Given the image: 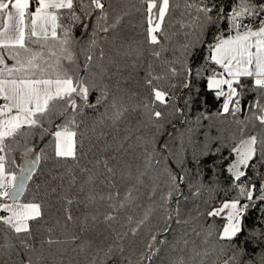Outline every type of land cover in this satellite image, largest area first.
Here are the masks:
<instances>
[{
	"label": "snow or ice",
	"instance_id": "1",
	"mask_svg": "<svg viewBox=\"0 0 264 264\" xmlns=\"http://www.w3.org/2000/svg\"><path fill=\"white\" fill-rule=\"evenodd\" d=\"M174 7H180L174 0H139L131 8L123 0H0V264H80L81 256L87 264H134L122 237L110 239L100 225L110 229L139 206L141 188L157 166L167 183L160 197L166 223L191 228L182 246L172 244L176 255L169 264H254L257 247L258 264H264V0H238L226 15L228 31L216 32L222 10L213 19V3L184 0L182 15L192 16V9L196 15L181 27L194 38L169 59L165 22ZM133 10L143 17L141 39L121 34ZM198 48L208 52L199 67ZM157 62L163 71H156ZM129 68L143 70L148 97L128 86ZM177 78L188 93L197 78L204 81L220 102L215 116L223 126L200 111L194 123L183 121L189 127L171 145L158 149L154 138L134 137L125 125L142 108L159 131L164 112L157 105L183 112L164 87L177 88ZM196 103L184 99L185 107ZM36 139L44 142L38 150ZM21 140L23 160L17 164L12 154ZM132 140L144 141L135 165L125 158L135 155ZM47 148L63 164L53 177L59 182L43 197L22 199L49 157ZM205 171L214 178L209 184ZM189 175L201 179L185 185ZM205 188L227 198L204 199ZM195 199L203 207L196 205L185 219ZM150 213L130 229L133 237ZM167 231L149 233L135 264H154L160 246L169 243Z\"/></svg>",
	"mask_w": 264,
	"mask_h": 264
},
{
	"label": "trees",
	"instance_id": "2",
	"mask_svg": "<svg viewBox=\"0 0 264 264\" xmlns=\"http://www.w3.org/2000/svg\"><path fill=\"white\" fill-rule=\"evenodd\" d=\"M123 2L131 8L133 4L139 7V0H123ZM207 2L213 3L215 5L213 9V19L216 18L215 12L216 9H221V15L225 18L219 20V23L216 25V28H213V32H216V29H223L224 31H228L226 15L230 12L231 7H233L238 0H207ZM174 4H179L180 7H174V10L170 13L169 17L166 18L165 27L169 35V40L167 41L169 52L167 56L169 59H174L176 56H179L180 47L186 41H190L194 38L191 34L192 30L190 28L181 27V22L184 24L194 23V17L196 15L195 9H192V16H188L187 14L182 15L184 12V0H174ZM143 19L140 13H137L133 10L132 15L127 17L124 25L122 26L121 34L127 36L128 38H136L141 39L142 36L140 33L143 31L141 27V20ZM132 25H136L133 27ZM76 36L78 39H81V34L77 31ZM187 34V35H186ZM208 39H211L209 36ZM119 43V40L116 41ZM102 46L106 48V50H110V45H105L103 41H101ZM77 52H79V47L76 48ZM173 50L175 51V55H173ZM208 52L206 48L197 50V56L195 59L196 65L199 67L204 64L205 58L207 57ZM80 59L83 60V56H80ZM179 67V65H177ZM156 71H163L162 66L159 62L156 64ZM128 73H131V77L129 78V87L140 93L141 97L149 96V89H147L144 85L140 77L143 76V70H132L128 69L124 74L127 76ZM209 73H204V75H208ZM138 81H140L138 83ZM176 83L178 86L175 89H168L167 82H164V87L166 90L171 91L174 94L173 103L181 109L183 112H174L171 105L168 108H164L161 105H157V107L164 112L163 118L158 122L159 131L157 130V126L154 125L153 120H150L145 114L144 110L141 108L140 112L133 113L131 118L132 122L130 124L125 125V127H130L132 129V135L141 136L146 140L155 139L154 146L158 149L162 148L163 143H167L171 145L175 138H178L181 133L185 132L189 127V124L194 123L196 116L200 114V111H205L208 115L213 117V123L219 126L220 120L215 116V113L220 108V102L216 101L209 91H207L204 86V81L200 78L192 84V90L190 93L187 92L182 87L181 79L177 78L172 81ZM187 93V94H186ZM197 93L199 95H197ZM183 97V99H181ZM193 97L197 100V103L192 107H185L184 99H189ZM133 103L136 101L133 100ZM91 115V114H90ZM243 119V115L240 117ZM187 119L189 124L183 123V121ZM231 119V118H229ZM205 123H208L205 121ZM123 134V133H122ZM37 150L44 145L43 141L36 139L35 141ZM33 141H29V145H31ZM129 144L132 145V152L135 155H127L125 158L132 164H139L141 162V153L143 152V143L136 142L135 140L129 141ZM49 153V157L46 160H42L39 169L34 175L33 179L29 182V189L25 193V196L22 199H31L34 195L37 198L43 197L47 189L56 183L58 180H54L53 177L58 176L59 173L63 171L62 162L57 161L54 157L51 156V148H47ZM24 153V141L21 140L19 147L13 152V156L15 157L16 163L20 164L23 159ZM30 159V157H28ZM208 167L207 165L205 166ZM176 171H179V168H176ZM201 179L198 177L193 179L191 175L186 177L185 185L196 184L197 181ZM203 182L205 184H209L214 179L212 175L205 171L203 174ZM37 185L39 189H37ZM189 186L185 187V192L189 191ZM220 186L223 188L224 180L223 178L220 180ZM123 187V185H122ZM155 189V195H152V190ZM167 190L166 177L163 174V169L157 166L155 171L149 173V176L146 178L145 185L141 188V193L139 197V206L133 207L127 213H122L118 218V222L114 223L110 229H106L103 225H100L102 231L105 232L106 235L110 237V239L115 238L117 234L122 237L121 243L125 247V255L130 257L134 264L139 259L140 253L145 250V244L149 238V233L160 235L161 233H165L167 227L171 228V231L166 232V239L169 243L162 244L160 246L161 251L154 258V264H169L170 259L176 255L172 251V244L176 241H180L182 246V237L185 232H190L191 228L189 225L184 224H175L171 223L168 225L164 219L166 215L165 208H163L162 201L160 199L161 194H163ZM204 199L214 198L217 203L221 199H226L223 191H217L214 193H209L208 189L205 188L203 192ZM196 205H200L203 207L201 201L199 199L193 200L188 209L185 210L184 216L185 219L188 218V213L194 214V208ZM173 207L169 205V208ZM151 209L150 218L145 222V224L141 227L140 231L136 236H132L130 233V229L136 227V221H139L143 218L146 210ZM74 211L76 209L74 208ZM101 211H104L102 208ZM53 219L52 223L55 221V210H53ZM131 216L132 221L128 220V216ZM256 213H253L249 220V226L251 227V222L255 218ZM161 238H165L161 236ZM259 253L260 248L257 247L255 251L252 253V260L254 264H258L259 262ZM80 264H87L88 258L85 256L79 257ZM145 264H148L145 261Z\"/></svg>",
	"mask_w": 264,
	"mask_h": 264
},
{
	"label": "rangeland",
	"instance_id": "3",
	"mask_svg": "<svg viewBox=\"0 0 264 264\" xmlns=\"http://www.w3.org/2000/svg\"><path fill=\"white\" fill-rule=\"evenodd\" d=\"M29 157L31 158V154H29Z\"/></svg>",
	"mask_w": 264,
	"mask_h": 264
},
{
	"label": "water",
	"instance_id": "4",
	"mask_svg": "<svg viewBox=\"0 0 264 264\" xmlns=\"http://www.w3.org/2000/svg\"><path fill=\"white\" fill-rule=\"evenodd\" d=\"M23 160V159H22ZM21 163H22V161H21Z\"/></svg>",
	"mask_w": 264,
	"mask_h": 264
}]
</instances>
